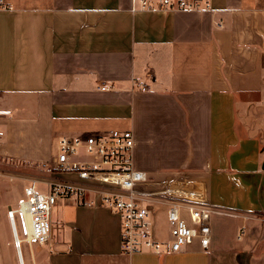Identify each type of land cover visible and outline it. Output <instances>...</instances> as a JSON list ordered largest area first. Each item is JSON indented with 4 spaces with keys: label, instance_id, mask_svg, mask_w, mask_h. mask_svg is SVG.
Masks as SVG:
<instances>
[{
    "label": "crops",
    "instance_id": "obj_1",
    "mask_svg": "<svg viewBox=\"0 0 264 264\" xmlns=\"http://www.w3.org/2000/svg\"><path fill=\"white\" fill-rule=\"evenodd\" d=\"M147 1L131 12V0H4L0 166L47 174L61 138L130 130L149 189L203 196L210 244L125 255L116 216L60 202L25 264H264V223L252 221H264V0Z\"/></svg>",
    "mask_w": 264,
    "mask_h": 264
},
{
    "label": "built area",
    "instance_id": "obj_2",
    "mask_svg": "<svg viewBox=\"0 0 264 264\" xmlns=\"http://www.w3.org/2000/svg\"><path fill=\"white\" fill-rule=\"evenodd\" d=\"M208 8L210 0H162L160 10L194 11ZM147 0H131L130 11L149 10ZM10 9L0 0V11ZM3 137L0 133V150ZM135 140L130 130H112L84 138H61L58 152L43 170L52 176L33 180L24 189V198L16 209L9 208L7 220L13 235L14 247L21 243H49L51 213L60 202L76 206L102 208L116 216L120 222L119 243L122 254L132 255L150 251L154 254L178 253L195 241L206 250L211 240V209L199 197L189 199L177 191L151 190L147 175L133 166ZM37 184H45L46 192H37ZM161 207L166 209L169 241L163 244L156 235L155 221ZM15 215L22 223L27 218L31 237L20 243L15 228ZM245 228L241 227L237 240H242Z\"/></svg>",
    "mask_w": 264,
    "mask_h": 264
},
{
    "label": "rangeland",
    "instance_id": "obj_3",
    "mask_svg": "<svg viewBox=\"0 0 264 264\" xmlns=\"http://www.w3.org/2000/svg\"><path fill=\"white\" fill-rule=\"evenodd\" d=\"M2 171L0 174V198L2 197L4 202H9V206L5 207L2 206L0 208V257H4V264H19L18 263V256L17 252L14 248V241L13 235L10 229L9 222L7 220L6 211L11 209H16L18 203L24 198L23 190L26 186H29L30 183L26 182L28 179H41L46 178L49 179L52 176L50 174H45L41 171L40 164H26L21 162H16L13 165H4V168H1ZM37 192H46V186L43 183H39L36 186ZM181 190V189H180ZM202 192L201 190H198ZM178 195H182L183 198L193 199V197L185 194H181L178 192ZM203 199V196H201ZM252 221H258L259 223H264L261 219H252ZM15 228L17 232V236L20 240L26 238L24 224L19 215H15ZM155 230L157 238L163 243L167 244L169 241L167 235V226L161 215H158V218L155 221ZM36 248L37 243H21V254L23 255L24 260L26 261V249L29 248ZM39 246V245H38ZM2 248H6L7 251L5 252Z\"/></svg>",
    "mask_w": 264,
    "mask_h": 264
},
{
    "label": "bare ground",
    "instance_id": "obj_4",
    "mask_svg": "<svg viewBox=\"0 0 264 264\" xmlns=\"http://www.w3.org/2000/svg\"><path fill=\"white\" fill-rule=\"evenodd\" d=\"M24 228H25V233H26V238L25 239H23V241H28V240H30V237H31V233H30V227H29V223H28V220H27V218L26 217H24ZM17 234V233H16ZM18 242H22V240H20L19 238H18V236H17V239H16ZM15 248V247H14ZM15 250H16V252H17V258H18V263L19 264H25L24 263V259H23V255L21 254V249H19V250H17L16 248H15Z\"/></svg>",
    "mask_w": 264,
    "mask_h": 264
},
{
    "label": "trees",
    "instance_id": "obj_5",
    "mask_svg": "<svg viewBox=\"0 0 264 264\" xmlns=\"http://www.w3.org/2000/svg\"><path fill=\"white\" fill-rule=\"evenodd\" d=\"M24 259V258H23Z\"/></svg>",
    "mask_w": 264,
    "mask_h": 264
}]
</instances>
